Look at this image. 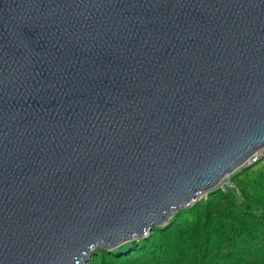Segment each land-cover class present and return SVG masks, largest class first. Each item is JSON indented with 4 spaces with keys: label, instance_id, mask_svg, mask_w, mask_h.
Masks as SVG:
<instances>
[{
    "label": "water",
    "instance_id": "water-1",
    "mask_svg": "<svg viewBox=\"0 0 264 264\" xmlns=\"http://www.w3.org/2000/svg\"><path fill=\"white\" fill-rule=\"evenodd\" d=\"M264 149V0H0V264H87Z\"/></svg>",
    "mask_w": 264,
    "mask_h": 264
},
{
    "label": "trees",
    "instance_id": "trees-1",
    "mask_svg": "<svg viewBox=\"0 0 264 264\" xmlns=\"http://www.w3.org/2000/svg\"><path fill=\"white\" fill-rule=\"evenodd\" d=\"M178 211L162 228L87 264H264V158Z\"/></svg>",
    "mask_w": 264,
    "mask_h": 264
},
{
    "label": "built area",
    "instance_id": "built-area-1",
    "mask_svg": "<svg viewBox=\"0 0 264 264\" xmlns=\"http://www.w3.org/2000/svg\"><path fill=\"white\" fill-rule=\"evenodd\" d=\"M263 158H264V149L260 150L254 156H252L251 159L245 164L244 167H246V166L248 167V166L254 165L257 162L261 161ZM231 186L234 187L233 184Z\"/></svg>",
    "mask_w": 264,
    "mask_h": 264
},
{
    "label": "rangeland",
    "instance_id": "rangeland-1",
    "mask_svg": "<svg viewBox=\"0 0 264 264\" xmlns=\"http://www.w3.org/2000/svg\"><path fill=\"white\" fill-rule=\"evenodd\" d=\"M252 166H254V165H251V166H248V167H252ZM244 168H247V166H246V167H243L242 169H244ZM242 169H241V170H242ZM238 172H239V171H238ZM231 177H232V176H231ZM231 177L228 178V179H226V180L224 181V183L221 184V185H219L217 188H219V189H224L225 187H230V188H232L233 186H231V185L233 184V182H232ZM233 185H234V184H233ZM217 188H216V189H217ZM207 194H208V193H207ZM207 194H205L203 197L199 198L197 202H199L200 200L206 198ZM197 202H196V203H197Z\"/></svg>",
    "mask_w": 264,
    "mask_h": 264
}]
</instances>
